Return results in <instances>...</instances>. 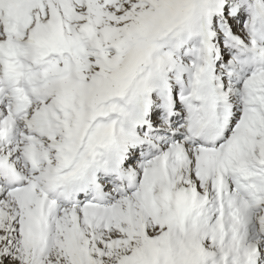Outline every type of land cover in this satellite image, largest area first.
Segmentation results:
<instances>
[{
  "label": "snow or ice",
  "instance_id": "6c2138e0",
  "mask_svg": "<svg viewBox=\"0 0 264 264\" xmlns=\"http://www.w3.org/2000/svg\"><path fill=\"white\" fill-rule=\"evenodd\" d=\"M0 264H264V0H0Z\"/></svg>",
  "mask_w": 264,
  "mask_h": 264
}]
</instances>
